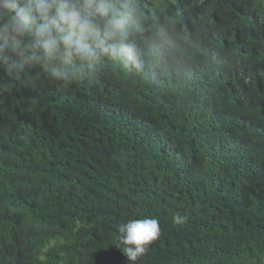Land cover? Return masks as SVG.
Here are the masks:
<instances>
[{
	"label": "trees",
	"instance_id": "trees-1",
	"mask_svg": "<svg viewBox=\"0 0 264 264\" xmlns=\"http://www.w3.org/2000/svg\"><path fill=\"white\" fill-rule=\"evenodd\" d=\"M134 2L139 68L0 62V264H264V0Z\"/></svg>",
	"mask_w": 264,
	"mask_h": 264
},
{
	"label": "clouds",
	"instance_id": "clouds-1",
	"mask_svg": "<svg viewBox=\"0 0 264 264\" xmlns=\"http://www.w3.org/2000/svg\"><path fill=\"white\" fill-rule=\"evenodd\" d=\"M143 18L134 0H0V62L9 71L39 67L54 80L79 78L105 59L139 68ZM159 231L155 218L130 220L116 246L134 262Z\"/></svg>",
	"mask_w": 264,
	"mask_h": 264
}]
</instances>
